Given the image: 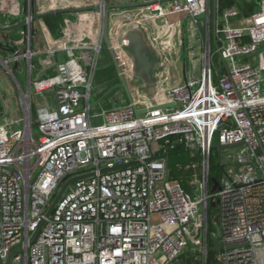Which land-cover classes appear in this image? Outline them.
<instances>
[{
  "label": "built area",
  "instance_id": "built-area-1",
  "mask_svg": "<svg viewBox=\"0 0 264 264\" xmlns=\"http://www.w3.org/2000/svg\"><path fill=\"white\" fill-rule=\"evenodd\" d=\"M224 2L214 52V0H0V27L29 28L0 37L16 48L0 49V71L16 83L22 114L0 95V264H264V0L245 18ZM117 5L129 7L111 9L106 29V8ZM63 9L85 11L64 14L75 19L52 40L34 16ZM186 28L189 66L180 62ZM32 29L42 48L26 47ZM132 31L156 58L151 93ZM104 44L129 98L110 109L108 93L92 103ZM40 57L41 79L32 75ZM23 61L27 90L13 69ZM214 144L235 147L218 154ZM178 146L190 156L182 180L169 166ZM89 174L47 218L63 185Z\"/></svg>",
  "mask_w": 264,
  "mask_h": 264
},
{
  "label": "rangeland",
  "instance_id": "rangeland-1",
  "mask_svg": "<svg viewBox=\"0 0 264 264\" xmlns=\"http://www.w3.org/2000/svg\"><path fill=\"white\" fill-rule=\"evenodd\" d=\"M253 4H256V3H250V5H253ZM183 38H185V42L183 43V46H182V63H183V66L184 65L189 66L190 64L189 55H190V51H192V47H191L192 44L189 41V39L191 38L187 32V28L183 31ZM214 52H216L215 47H214ZM153 57L155 59V65H156L157 64L156 58L154 55ZM41 60H42V57L37 58L35 61H33V64L38 69L36 77H39L40 79L45 77V74L41 73ZM117 76H118V72H117V69L115 68L111 53L109 52L107 44H104L103 50L99 57L97 75H96L95 82H94L93 96H92L93 104L96 103L101 98H103L105 94L109 92L111 88L119 84L117 82L115 83V79ZM182 76L184 77L183 74ZM18 79L21 82L22 86L25 87L26 80H27V70L26 71L24 70L22 74H18ZM154 79H155V75L153 74L151 82L145 81V83H147V86H145L142 90L147 93H151L152 91H154V83H155ZM0 81H1L0 95H3L6 101H8V99L9 101L11 100L10 102L8 101L7 103H8L9 110L12 112L17 108V105L19 104V101H20L19 89L16 83L12 80L11 77H9L6 74V71L4 70L0 71ZM8 85H12V89L14 88L13 89L14 95H12L11 92L9 93ZM263 88H264V85H263ZM47 96L48 97L45 98L47 103L50 104V106L55 107L53 98L49 95ZM121 98L126 99L125 100L126 103L129 102L128 95L124 88H118L114 90L113 92H111L109 95L105 97V99L103 100V103L104 104L106 103L105 104L106 109L112 108L114 106L113 103H115L117 106L126 105L125 103L122 102ZM112 101L114 102L112 103ZM36 105L37 103L35 102V107ZM33 128H34V132L36 133V136L37 137L40 136L37 125H34ZM216 140L217 142H220L218 137L216 138ZM211 229L214 230L217 234H219L220 232L217 226H215V223L211 225ZM212 258L215 259V254L212 255ZM185 262L186 264H191V262H189L188 259L185 260ZM212 264H215V263H212Z\"/></svg>",
  "mask_w": 264,
  "mask_h": 264
},
{
  "label": "water",
  "instance_id": "water-1",
  "mask_svg": "<svg viewBox=\"0 0 264 264\" xmlns=\"http://www.w3.org/2000/svg\"><path fill=\"white\" fill-rule=\"evenodd\" d=\"M243 2H245V0H242ZM143 5H147L146 3ZM125 7H129L128 5H117V6H108L106 8V29L108 26V14L109 11L113 8H125ZM85 11V9H63V10H57L54 12H48L46 14H36L34 16V20L38 23H40V21L46 17L49 16H53V15H64V14H68V13H77V12H82ZM218 13H219V9H218V5H217V0H214L213 3V42H214V46L216 48V50L219 49L218 47V43H217V39H216V25H217V19H218ZM24 23H22L20 26H23ZM19 26H15V27H11V28H2L0 27V37L2 35V37L4 38V41L6 42L7 40L11 39L12 37V31L18 29ZM1 39V38H0ZM128 40L130 42V49L131 52L134 56L135 62H136V66H137V76L141 79H143L144 81L147 82H151L152 80V75L154 72V68H155V59L153 57V55L150 53L146 42L144 40V37L142 35L141 32L139 31H132L128 34ZM0 48L7 50L10 53H15L16 52V48L15 47H10L7 46L6 48H4L1 40H0ZM20 64H16L14 69L16 70L19 67ZM118 88H124L125 90L127 89V85L126 83L123 81V79L121 80V83L119 85L114 86L113 88H111L108 92V94H110L111 92H113L114 90L118 89ZM235 146H222L220 144H214L213 145V149L217 151L218 154H221V152L225 149H232ZM177 148H180L179 146ZM127 166L124 167H119V168H115V169H121V168H125ZM111 170L109 169H105L102 170L103 173H107L110 172ZM94 174H89V175H85V176H77L74 178L69 179L61 188L60 192L58 193V195L56 196V198L54 199V201L52 202L51 206L48 209V212L46 214V217L49 218L52 214V212L54 211L57 203L59 202V200L61 199V197L63 196V194L66 192V190L75 182L79 181V180H83L89 177H92ZM44 222L41 224V226L38 228L37 232L34 234L32 241L35 240V238L37 237L38 233L40 232L42 226H43ZM213 239V238H212ZM214 241V239H213ZM214 248L213 250H219V246H217L216 242L214 241ZM11 257H9L8 261L6 264H9Z\"/></svg>",
  "mask_w": 264,
  "mask_h": 264
},
{
  "label": "crops",
  "instance_id": "crops-1",
  "mask_svg": "<svg viewBox=\"0 0 264 264\" xmlns=\"http://www.w3.org/2000/svg\"><path fill=\"white\" fill-rule=\"evenodd\" d=\"M120 1H122V0H118V1H116V0L115 1L114 0H110L111 4H117ZM250 3H256V4L250 5ZM235 6L241 11V15L245 18V17H248L251 14H253V13H255V12H257L259 10V0H249L247 2H243L242 0H237V4ZM248 6L251 7V9ZM45 19L46 18L42 19V22H43V24L45 26V29L47 30V33H48L49 37H51V39L54 40L55 38L52 36L51 31H50V28L46 24ZM69 19H75V18L72 17V16L63 15V22L61 24V36L63 34L62 29H63V27L65 26V23H66L65 20H69ZM173 20L174 21H179V20H181V18L180 17H176ZM21 24L22 23L17 22L16 23V26H19L20 29L25 30L26 33L28 34V31H29L28 29L29 28L27 26H25V24L23 26H20ZM31 36H32L31 41H29L27 39V37L25 38V45H26V47H28L30 45L32 48H42L44 46L45 42H44V39L41 36L40 32H37L34 29H32V35ZM52 40H50V41H52ZM0 49H2V48H0ZM6 55H8L7 52H5L4 50H0V57H5ZM180 62L182 63V52H181ZM14 67L15 66H13V69H14ZM24 70L25 71L27 70V80H26V86L25 87L22 86L21 82L18 79V74H22L24 72ZM37 72H38V69L35 67V71L32 74L34 78H36ZM15 75H16L17 81L20 84V86L24 90H27L29 72H28V64H27L26 61L21 62V64L19 65V67L15 70ZM116 82L118 83V76L115 79V83ZM0 85H1V81H0ZM8 88H9L8 89L9 90V93L11 92L12 95H14V93H13L14 92V90H13L14 88L12 89V85H8ZM47 95L51 96L53 98V102H54V96H53V94L47 93V94H45L44 98L48 97ZM8 101H9V99H8ZM19 105H20V101H19V104L17 105V108L14 111H12V114L14 116H16V117L21 115V110H20V106ZM54 105H55V103H54Z\"/></svg>",
  "mask_w": 264,
  "mask_h": 264
},
{
  "label": "trees",
  "instance_id": "trees-1",
  "mask_svg": "<svg viewBox=\"0 0 264 264\" xmlns=\"http://www.w3.org/2000/svg\"><path fill=\"white\" fill-rule=\"evenodd\" d=\"M224 3H229L232 6L237 4V0H224ZM249 7V6H248ZM251 9V7H249ZM46 24L50 28L51 34L55 39L61 37V24L63 22V15H53L46 17ZM190 162L189 153L185 150L184 146L174 149L169 155L170 172L173 179L182 180L188 176L183 167ZM213 175L218 177L216 165H213Z\"/></svg>",
  "mask_w": 264,
  "mask_h": 264
}]
</instances>
